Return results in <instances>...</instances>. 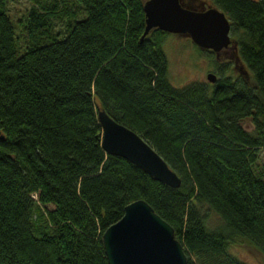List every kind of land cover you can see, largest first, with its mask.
I'll return each mask as SVG.
<instances>
[{"label": "trees", "instance_id": "obj_1", "mask_svg": "<svg viewBox=\"0 0 264 264\" xmlns=\"http://www.w3.org/2000/svg\"><path fill=\"white\" fill-rule=\"evenodd\" d=\"M32 1L17 54L0 0V264H107L101 232L138 198L170 224L186 264H248L227 249L236 239L264 259V176L253 169L264 147V0L206 4L227 17L249 76L219 73L210 87L170 84L167 32L140 39L144 0ZM62 16V35L51 34ZM97 105L153 147L178 187L104 152Z\"/></svg>", "mask_w": 264, "mask_h": 264}, {"label": "water", "instance_id": "obj_2", "mask_svg": "<svg viewBox=\"0 0 264 264\" xmlns=\"http://www.w3.org/2000/svg\"><path fill=\"white\" fill-rule=\"evenodd\" d=\"M142 11L144 29L140 39L157 28L187 35L201 49L218 51L230 43L229 21L213 6L196 9L180 0H144ZM205 77L209 82L215 81L212 72ZM95 108L104 152L136 165L154 180L178 187V176L152 146L103 108L98 105ZM100 238L107 264H186L185 252L170 224L140 198L126 203L121 216L103 229Z\"/></svg>", "mask_w": 264, "mask_h": 264}, {"label": "rangeland", "instance_id": "obj_3", "mask_svg": "<svg viewBox=\"0 0 264 264\" xmlns=\"http://www.w3.org/2000/svg\"><path fill=\"white\" fill-rule=\"evenodd\" d=\"M180 1L185 6L195 3L199 7H206L208 6L206 4L209 3V0ZM31 6L39 7V5L32 0H10V2L5 5L13 21L14 35L18 45L17 54L22 53L25 49L24 43L26 39L23 22ZM68 6H73L75 8L72 0L68 1ZM81 15L82 12L78 10V16ZM64 21V16L61 18H54L52 20L53 26L51 28V34H55L56 36L62 35ZM161 46L167 60V79L174 87H181L190 81H200L210 87L211 82L205 77L207 72L215 73L217 76L219 73H222L230 77L243 75L247 79L249 78L246 73V68L237 59L235 51L234 53L230 52L234 49V44L232 42L228 50L217 55L197 47L191 42L187 35L166 33L163 37ZM240 124L246 130H250L252 127L248 120H242ZM253 169L255 172H260L264 176V147L258 149L257 159L253 164ZM205 212L207 213L206 220L209 226L216 227L220 225V218L215 213L206 208ZM227 249L235 257L248 264H264L263 256L254 247L242 240L236 239L230 241L227 245Z\"/></svg>", "mask_w": 264, "mask_h": 264}, {"label": "flooded vegetation", "instance_id": "obj_4", "mask_svg": "<svg viewBox=\"0 0 264 264\" xmlns=\"http://www.w3.org/2000/svg\"><path fill=\"white\" fill-rule=\"evenodd\" d=\"M205 5V4H204ZM186 6H188V7H191V8H196V9H202L203 7L201 6V7H199V6H197L195 3H193V4H191V5H189V4H187ZM207 7V6H206ZM231 43V42H230ZM230 43L227 45V46H225V47H222L221 49H219L218 51H212V50H210V49H203V50H205V51H208V52H213L214 54H217V55H219L220 53H222V52H224L225 50H228L229 49V47H231V46H229L230 45ZM233 47V46H232ZM231 53H234V49H232V51H230ZM230 53V54H231ZM216 55V56H217ZM214 75H215V77L217 78V74H215L214 73Z\"/></svg>", "mask_w": 264, "mask_h": 264}]
</instances>
